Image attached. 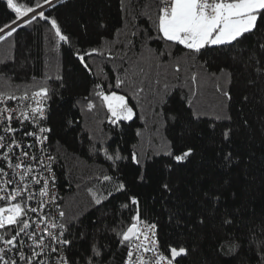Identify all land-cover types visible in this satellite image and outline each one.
<instances>
[{
	"label": "trees",
	"instance_id": "trees-1",
	"mask_svg": "<svg viewBox=\"0 0 264 264\" xmlns=\"http://www.w3.org/2000/svg\"><path fill=\"white\" fill-rule=\"evenodd\" d=\"M124 3L135 20L131 15L124 18L121 0H53L55 7L44 11L58 19L70 43H57L43 20L17 27L12 37L0 42V91L23 84H47L53 90L48 125L53 129L51 152L57 157L56 193L68 218H79L74 234L86 232L89 237L73 248V258L96 241L110 249L107 264H122L125 250L110 230L121 213L127 222L129 213L120 205L135 195L142 218L157 224L162 244L188 248L181 264H258L264 248V76L253 70V61L257 42H264V25L235 48H208L195 61L176 46L172 55L160 57L167 48L159 41L147 46L137 41L132 51L125 47L133 23L145 29L149 16L155 19L156 0ZM12 18L0 0V27ZM93 48L102 54L85 56L88 72L77 53ZM117 77L126 80V86L112 90L126 95L136 113L119 127L108 123L98 100L91 112L82 103L94 82L114 85ZM69 121H74L72 126ZM229 129L230 143H222V133ZM168 143L190 146L193 155L176 164L163 155ZM93 144L118 148L125 156L137 151L143 157V168L121 162L119 179L127 192L116 193L103 206L92 204L89 189L114 191V184L102 180L114 173L109 162L92 151ZM222 149L234 155L231 168L221 163ZM141 173L143 181L138 179ZM165 183L170 192L163 189ZM217 195L218 202L212 198ZM229 242L236 245L232 251Z\"/></svg>",
	"mask_w": 264,
	"mask_h": 264
},
{
	"label": "snow or ice",
	"instance_id": "snow-or-ice-1",
	"mask_svg": "<svg viewBox=\"0 0 264 264\" xmlns=\"http://www.w3.org/2000/svg\"><path fill=\"white\" fill-rule=\"evenodd\" d=\"M3 4L13 14V18L10 24L0 27V42L12 37L17 27H26L43 20L50 25L57 43H70V37L64 34L58 19L50 13L46 15L44 11L45 5L55 7L53 0H43V3L40 0H30L28 3L3 0ZM121 11L126 20L130 15L133 20L136 19L124 0H121ZM149 20L150 26L145 29H140L135 23L131 25L125 45L129 51L135 49L137 41L147 46L149 41L155 40L167 48V51L159 53L160 57L172 55L171 48L176 46L187 50V55L195 61L208 48L230 50L249 36L256 35L264 25V0H156L155 19L149 16ZM153 31L154 36L151 34ZM257 44L259 51L253 61V70L264 76V60L260 58L264 56V42L258 41ZM97 53H100L98 48L83 55L77 53L88 72H91V68L85 56ZM176 71H179V66ZM220 73L223 75L225 69L221 68ZM224 79L228 80L229 77L224 75ZM191 80L195 84L197 75L193 74ZM124 86L126 80L119 77L115 79L114 85L94 82L92 92L83 98L82 103L91 112L98 100L106 110L108 123L119 127L123 122L132 121L136 115L128 97L112 90ZM217 91L221 89L217 87ZM53 95V90L47 84L16 85L10 91H0V264H107L110 249L106 251L96 241H92L88 249L73 258V248L89 237L86 232H79L78 236L74 234L73 229L79 218H68L56 193L54 165L57 157L51 152L50 134L53 129L48 125L49 101ZM223 95L231 99L228 91H223ZM73 123L69 121V126ZM222 137V143H230L231 130L224 131ZM92 151L102 155L114 173L102 177L104 183L115 185L114 191L89 189L92 204L103 206L116 193L127 192L126 183L119 179L121 162L127 161L143 168V157L137 151L125 156L118 148L110 150V146L97 147L95 144ZM193 152L190 146L168 143L163 155L181 164ZM218 155L226 168L236 163L230 150L222 149ZM171 167L168 165L169 170ZM138 179L143 181L144 174L141 173ZM163 189L171 191L167 183ZM212 198L217 202L220 199L218 195ZM120 208L128 211V220L126 222L121 213V218L113 222L110 231L118 246L125 250L122 264H181V258L189 254L185 246L162 244L157 224L142 218L137 196L129 195L128 202L122 203ZM224 223L232 225L233 221L225 219ZM227 246L229 251L236 247L231 242ZM259 257L258 264H264V248H261Z\"/></svg>",
	"mask_w": 264,
	"mask_h": 264
},
{
	"label": "built area",
	"instance_id": "built-area-1",
	"mask_svg": "<svg viewBox=\"0 0 264 264\" xmlns=\"http://www.w3.org/2000/svg\"><path fill=\"white\" fill-rule=\"evenodd\" d=\"M47 6H48V5H45V6H44V9L47 8ZM6 31H7V29H6Z\"/></svg>",
	"mask_w": 264,
	"mask_h": 264
}]
</instances>
